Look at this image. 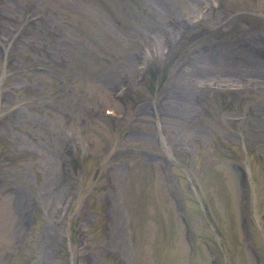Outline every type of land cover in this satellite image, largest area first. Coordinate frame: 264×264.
<instances>
[{"label": "rangeland", "instance_id": "rangeland-1", "mask_svg": "<svg viewBox=\"0 0 264 264\" xmlns=\"http://www.w3.org/2000/svg\"><path fill=\"white\" fill-rule=\"evenodd\" d=\"M0 264H264V0H0Z\"/></svg>", "mask_w": 264, "mask_h": 264}, {"label": "bare ground", "instance_id": "bare-ground-1", "mask_svg": "<svg viewBox=\"0 0 264 264\" xmlns=\"http://www.w3.org/2000/svg\"><path fill=\"white\" fill-rule=\"evenodd\" d=\"M165 37H166V38H169V37H167V36H164V35L162 36V38H163V39H164ZM126 66H127V68H125V69H128V71H129V70H130V68H131V65L129 64V65H126ZM125 69H124V70H125Z\"/></svg>", "mask_w": 264, "mask_h": 264}]
</instances>
